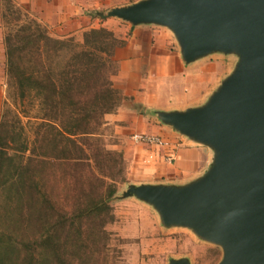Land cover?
Listing matches in <instances>:
<instances>
[{
    "label": "trees",
    "instance_id": "obj_1",
    "mask_svg": "<svg viewBox=\"0 0 264 264\" xmlns=\"http://www.w3.org/2000/svg\"><path fill=\"white\" fill-rule=\"evenodd\" d=\"M3 41L18 97L37 99L43 114L32 144L20 126L0 121V264H107L105 224L123 157L96 129L121 99L111 56L122 42L102 27L86 31L80 44L53 38L35 20ZM58 175L78 189L65 204L52 185Z\"/></svg>",
    "mask_w": 264,
    "mask_h": 264
},
{
    "label": "water",
    "instance_id": "obj_2",
    "mask_svg": "<svg viewBox=\"0 0 264 264\" xmlns=\"http://www.w3.org/2000/svg\"><path fill=\"white\" fill-rule=\"evenodd\" d=\"M98 16L167 27L185 63L237 56L204 103L156 111L163 124L212 150L206 171L184 184L130 183L120 197L149 204L164 227L188 228L219 246L217 264H264V0H138Z\"/></svg>",
    "mask_w": 264,
    "mask_h": 264
},
{
    "label": "crops",
    "instance_id": "obj_3",
    "mask_svg": "<svg viewBox=\"0 0 264 264\" xmlns=\"http://www.w3.org/2000/svg\"><path fill=\"white\" fill-rule=\"evenodd\" d=\"M31 1L11 0L19 10L22 6L33 10ZM43 1H51L47 6L58 11L59 15L77 16V23L81 21L84 25L81 29L72 24L48 26L49 33L55 37L77 35L99 25L95 18L88 15V10L97 5H90L89 0H65L67 12H63L65 8L57 3L58 0ZM105 24L122 43L115 46L111 56L117 64L111 76L112 86L121 99L113 112L104 115V124L111 123L113 127L116 137L113 149L122 151L131 171L139 170L144 176L139 182L132 180L131 183L184 184L197 178L209 167L212 150L140 110H183L201 105L230 73V66L222 57L225 54L211 53L185 63L173 33L165 26L131 25L120 19ZM6 77L5 47L0 29V106L5 96ZM139 133L158 136L160 142L135 141L133 136ZM138 149L147 151V155L140 157L133 153ZM124 200L125 204H137L131 200L141 202L135 197ZM147 210L149 214L152 212L150 207Z\"/></svg>",
    "mask_w": 264,
    "mask_h": 264
},
{
    "label": "rangeland",
    "instance_id": "obj_4",
    "mask_svg": "<svg viewBox=\"0 0 264 264\" xmlns=\"http://www.w3.org/2000/svg\"><path fill=\"white\" fill-rule=\"evenodd\" d=\"M11 1V0H9ZM138 0H89L91 4H97L88 10V15L98 21L99 28H105L111 31L107 26V21L118 19L115 17L100 18L97 12H106L114 6H121L133 3ZM51 1H47L50 4ZM33 10L25 6L18 8L8 0H0V29L2 32V41L5 32L11 30L12 34L21 24L28 20H35L53 38L72 39L75 43L80 44L83 41L84 33L90 29L80 31L77 35L74 33L71 36L55 37L49 33L48 26H70L77 29L84 27L82 22L77 23V16H63L53 11L48 7L43 0H32ZM60 6H64L63 12H67V1L58 0ZM10 4V5H9ZM26 5V4H25ZM50 6V5H49ZM17 13H21L20 20H16ZM71 20V22H70ZM121 20V19H120ZM46 23H49L46 25ZM51 23V24H50ZM119 41V40H117ZM4 45V41H3ZM106 57V54H103ZM225 59V64L230 66V72L233 69L237 56L233 54H225L222 56ZM113 63V67H116ZM6 88L5 96L0 106V121H4L8 127L16 130H22V134L27 138L28 143L32 144L36 131V122L40 121L39 116H42L43 111L38 106V100L32 96L23 98L18 97L17 87L11 84V80L6 73ZM141 113L149 115L152 119L162 123L156 112L143 111ZM103 121L104 117H103ZM20 126V127H19ZM103 145L113 149V144L116 142V137L113 134L111 123L101 124L96 129ZM132 140V139H131ZM135 145V142H134ZM115 151H119L116 150ZM122 153V151H119ZM137 156H146L147 151L138 149L133 151ZM123 157V154H122ZM120 173L114 175L113 182L115 183V194L109 199L111 213L113 219L105 224V229L109 234L106 241V257L107 264H168L170 258L187 257L190 264H217L222 257V250L219 246L210 242L204 241L196 236L190 229L185 227H164L158 213L147 203L141 201L137 204H125L123 201L127 197H120L121 193L126 189L127 185L132 180L139 182L144 176L138 170L131 171L127 167V162L123 158V164ZM60 176L51 177L52 185L60 203L65 204L67 197H71L78 193L75 189V184L68 186L65 181L59 178ZM56 179V180H54ZM78 188V187H77ZM1 203V200H0ZM144 203V204H143ZM147 205V206H146ZM148 207V208H147ZM152 209L150 212L147 209ZM1 224V223H0ZM99 248H101L99 246ZM105 250V249H104ZM94 253L98 251L94 249ZM22 256V255H21ZM20 256V257H21ZM17 258V259H20Z\"/></svg>",
    "mask_w": 264,
    "mask_h": 264
},
{
    "label": "built area",
    "instance_id": "obj_5",
    "mask_svg": "<svg viewBox=\"0 0 264 264\" xmlns=\"http://www.w3.org/2000/svg\"><path fill=\"white\" fill-rule=\"evenodd\" d=\"M133 138L135 141L149 143V144H155L160 142V138L158 136H154L146 133L135 134Z\"/></svg>",
    "mask_w": 264,
    "mask_h": 264
}]
</instances>
